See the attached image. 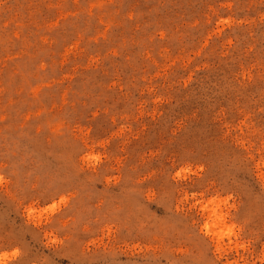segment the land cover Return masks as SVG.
<instances>
[{
	"label": "rangeland",
	"instance_id": "374dc122",
	"mask_svg": "<svg viewBox=\"0 0 264 264\" xmlns=\"http://www.w3.org/2000/svg\"><path fill=\"white\" fill-rule=\"evenodd\" d=\"M0 264H264V0H0Z\"/></svg>",
	"mask_w": 264,
	"mask_h": 264
},
{
	"label": "bare ground",
	"instance_id": "6f19581e",
	"mask_svg": "<svg viewBox=\"0 0 264 264\" xmlns=\"http://www.w3.org/2000/svg\"><path fill=\"white\" fill-rule=\"evenodd\" d=\"M214 215H215V213H214ZM216 215H217V214H216ZM217 217H218V216H217ZM217 217H216V218H217ZM217 219H218V218H217ZM217 222H218V221H217ZM215 225H216V223H215Z\"/></svg>",
	"mask_w": 264,
	"mask_h": 264
}]
</instances>
